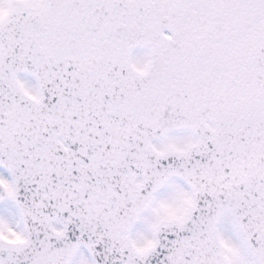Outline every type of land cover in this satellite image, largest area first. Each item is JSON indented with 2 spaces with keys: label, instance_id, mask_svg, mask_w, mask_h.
Masks as SVG:
<instances>
[{
  "label": "snow or ice",
  "instance_id": "6c2138e0",
  "mask_svg": "<svg viewBox=\"0 0 264 264\" xmlns=\"http://www.w3.org/2000/svg\"><path fill=\"white\" fill-rule=\"evenodd\" d=\"M0 264H264V0H0Z\"/></svg>",
  "mask_w": 264,
  "mask_h": 264
}]
</instances>
